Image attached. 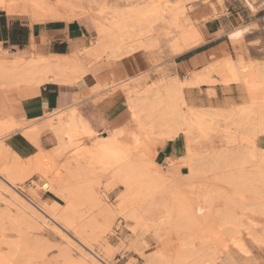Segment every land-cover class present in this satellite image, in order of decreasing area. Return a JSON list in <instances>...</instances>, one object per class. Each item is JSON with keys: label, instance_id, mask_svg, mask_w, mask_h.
<instances>
[{"label": "rangeland", "instance_id": "1", "mask_svg": "<svg viewBox=\"0 0 264 264\" xmlns=\"http://www.w3.org/2000/svg\"><path fill=\"white\" fill-rule=\"evenodd\" d=\"M150 1H155L156 8L159 10L158 13L149 12V14L141 15L140 11L147 8L146 5ZM224 2L231 5L232 11L240 7L243 9L252 8L253 10L264 8V0H35L28 5L19 3V0H9L17 13L11 14L5 11L10 18H19L33 26L49 20L79 21L88 31V45L71 53H66L65 59H71L74 62L76 82H68L67 85L60 87L65 91L67 89L74 91V88L78 90L84 75L90 74L94 77L95 85L86 88V91L82 94L73 92L74 105L84 100L85 97L91 96L96 97L94 100L96 104L110 98H116L122 104L128 105L130 102H136L137 98L142 101V99H146V96L152 102L153 93H151V97L147 91L161 85L164 86L167 83L166 81L173 78L174 60L177 54L172 45L179 37L181 27L184 26L183 23L188 28L191 26L197 28L201 33V40L204 41L202 27L206 23L213 24L219 19L222 13L216 7H219L220 4L224 6ZM166 7L171 10L165 12ZM5 11L0 12L6 13ZM114 12L122 14L118 22L120 25H124V27L122 25L123 28L121 27L120 31H116L115 36H110L112 42H117L115 49L113 48V50L110 46L109 49L102 51L100 54L89 52V46L92 47L94 42L96 43L99 40L98 35L104 36L98 30L99 26L109 27ZM262 22L264 23V20ZM251 28L264 30L260 24H255ZM245 31L247 33L250 29L247 28ZM245 31L237 36L234 29L229 34V39L234 44L251 38L245 37ZM110 40L106 39L105 42L109 43ZM34 44L32 47L25 49L27 52L30 51L29 56L32 58H50L52 54L49 55L43 49V39L41 37L36 38ZM261 49L264 53V47ZM7 50L1 52L8 59H13L23 53V51L16 50V54H13L11 53L12 50ZM118 91L122 92L123 96ZM24 94L25 90L18 89V86H15L12 80L0 77V142H9L13 139L11 138L12 135H16L15 133H19L18 135L21 137L22 128L24 130L34 129V146L38 145L41 132L55 136L54 132L48 128H41L45 121L39 124L35 120H19V105L21 99L26 98ZM137 95L138 97H136ZM126 96L128 98L129 96L132 97V101H128L129 99ZM134 97H136V100ZM49 115L47 114L44 118ZM146 118L143 124L145 127L143 125L142 127L138 119L133 116L132 119L136 123L137 129L134 130L123 125L121 126L123 129L121 136L124 141L130 143L132 135L138 134L139 147L136 158L140 161L139 166L147 171L144 182L149 188L144 192L149 195L148 198L151 201L152 208L150 211H146V208L144 209L145 205H143L142 210L143 213L145 210L144 214L147 217L145 222L137 223L133 219L125 218L122 213L128 211L131 203L129 198L125 197V186L122 183L115 185L113 189L111 188L107 192L106 197L104 196V200H107L106 202L120 213L119 218L112 225L113 229L107 231L105 235L91 237L89 234L91 230L86 232V234L88 233L89 243L93 246V251L102 257L104 256V258L106 257L110 264H146L147 260L144 254L153 253L160 245L159 240L154 236V229H159L157 217L160 212L165 210L166 205H173L180 215L187 218L190 213L199 214L203 208L205 209L203 206L207 204L206 208L209 209V216L194 224L196 227L192 225L191 228V225H187V228L183 227L179 228V231H174L171 227L163 226L164 238L160 242L163 243L164 248L166 247L167 251H176L184 246L189 248L193 245L205 249L206 245L204 244L208 243L209 250L214 251L216 249L213 252V256L216 258L214 264H264V174L258 173L257 169L253 167L256 158L253 160L251 158L242 159L245 162L240 163L239 160L241 159L239 157L229 158L226 156V151L229 148L236 149L240 145H245L244 154L252 156L255 153L254 145H262L261 141L258 142L259 137L262 135L251 134L247 128L235 127L232 123L236 119L235 116L232 120L215 122L212 125V134L208 138L196 136L188 141L184 136L187 146L180 158L189 164V173L181 175L175 166V162L168 164L166 169L157 152L158 147L170 138L161 129L157 128L158 126L153 128V125H151L150 127L151 123L147 120H151V118L149 116ZM14 120L18 122V126L14 125ZM29 125L35 127L30 128ZM106 134L98 135L102 137ZM85 141H88L87 138H85ZM52 146L53 149L49 150ZM56 146L57 141L55 138V141L46 144L45 149L39 152L41 154L39 159H37L36 149L28 155L12 148L10 150L12 155V158L10 155V161H16L15 163L20 164V167L24 169L23 173L21 170V173L24 175L25 172L28 175L23 181L18 180L21 182L16 187L18 193L26 197L28 195L27 187L33 184L37 186L36 189L40 195L55 197L62 209V207H66L68 202L55 192L44 190L40 186L43 182H48L51 174L56 175L63 163H66L67 154L63 153L64 156L60 153V155L57 152L58 150L56 151L58 147ZM188 148L191 149L192 154L184 156ZM32 157H35L33 161L31 160ZM69 170L73 173V182H66L67 185H64L66 186L65 190L68 185L69 190L71 185H74L71 187L76 188V185L79 186L87 182L88 179L83 177L79 165L70 164ZM62 173L60 175L63 177ZM64 175L66 178V174ZM15 176L18 177L19 175L16 174ZM17 177L16 179L20 176ZM18 181L16 180L17 183H19ZM2 182L0 180V183ZM138 183L140 182L138 181ZM103 186L104 183L99 187L103 188ZM99 187L98 190L102 191ZM164 189L170 194L165 195ZM0 195L3 196L0 197V199L2 198L0 209L9 207V210L15 211V203L11 200L8 204L11 198L7 195V192L5 194V191L1 190ZM138 200H141L140 197ZM3 201H7V203ZM79 211L83 212L80 213L81 215L84 214L86 206H82ZM227 211L233 213L230 216L232 222L228 220ZM222 212L226 213L227 217ZM85 217L81 216L82 222L79 219L81 225L87 221ZM24 221L21 219L18 223L19 227L17 226L20 230L12 234L20 239V246L22 247L18 251L20 255H17L20 259L14 260L13 264L15 262H17L16 264H47V262L49 264H63L64 255L62 250L70 247L73 248L69 249L70 252L75 254V256L73 254V257L78 259V250L82 248L81 245H65L64 239L55 232L56 224H51L55 228L53 226L49 228L41 227L39 230L38 226L33 225L31 222L29 224L28 221L25 224ZM237 221L241 223L243 221V227L240 223V226L237 227ZM21 222L23 225L20 224ZM245 223L248 226L244 225ZM249 225L251 226L249 227ZM33 226L37 227L38 230ZM233 231L239 232L234 234V239L242 241L249 249L248 258L245 261L238 258L229 248L221 246L224 242L221 241L223 240L221 238L223 236L228 237L227 235L232 234ZM64 236L66 238H76L75 240L78 241L74 229L68 230ZM68 240L71 241L69 238ZM109 246L111 251L108 253ZM21 258L25 260L23 261Z\"/></svg>", "mask_w": 264, "mask_h": 264}, {"label": "bare ground", "instance_id": "2", "mask_svg": "<svg viewBox=\"0 0 264 264\" xmlns=\"http://www.w3.org/2000/svg\"><path fill=\"white\" fill-rule=\"evenodd\" d=\"M32 1L35 0H19V3L28 5ZM12 6L13 5L9 3V0H0V9L6 10L9 13H15L16 9ZM146 7L147 8L140 11L141 15L149 14V12L158 13L159 11L156 8L155 1H150ZM170 10L169 7H166L165 12ZM120 15L122 14L119 12L113 13L109 27L99 26L98 30L104 36L101 37L98 35V37H100L99 40L96 41V43L94 42L92 47L89 46V52L100 54L102 51L109 49L110 46V48L115 49L117 42H112L110 36H115L116 31H120L124 27L123 24L122 27L118 22L121 17ZM183 25L179 37L172 45L176 54H180L184 52V50L198 46L203 42L201 40V33L197 28L192 26L188 28L184 23ZM106 39L110 40V42H105ZM1 51L6 50L0 49V77L12 80L15 86H18V89H24L25 92L27 90L32 94L34 89H38L41 85L50 82L61 85H67L68 82H76L74 74L76 68L73 60L65 59L67 54H52L50 55V58H32L28 55L30 51L27 52L23 50L21 55H17L13 59H8ZM215 62H217V64H212L210 62V65L212 64L210 67L216 68L217 71L219 70L220 72L228 70L233 74L232 80L240 79V81L247 86L249 97L247 100H244L241 105H236L233 108H231V106L230 109L222 107H219V109H207L203 107L202 109L193 108L185 101L184 93L182 91L185 84L188 82L187 79H181L179 76H174L166 81L167 83H165L164 86L161 85L153 90L147 91L148 94L150 93L149 95L153 93V97L152 95V98L150 97L153 100L152 102H150L146 96V99H142V101L137 98V103L134 101V103H128L132 115L134 118L136 117L138 119L141 126L144 124V120L147 119L146 117L149 116L152 120H147L151 123L150 127L151 125H153V128L158 126L157 128L161 129L168 138H175L180 134L185 136L188 141L196 136L200 138H208L212 134V125H214L215 122L218 123L219 120H232L235 116L236 119L232 122L235 127L239 126V128H247L251 134L254 133L259 136L264 135V69L259 68L258 72H251L249 69L250 64L245 65L251 62L245 63L243 61L245 64L240 66L242 68L238 71L236 64L232 60ZM192 73L193 72H191V75ZM118 93L123 96L122 92L118 91ZM127 96L126 98H128ZM24 97L27 96L24 95ZM136 97H138V95ZM136 97H134L135 100ZM128 99V101H130L132 97L129 96ZM123 101L126 103L125 100ZM44 121L45 123L41 128H48L50 131L54 132L53 134L55 135L58 146H56V151L58 150L57 152L59 154H67L68 156L66 155V158L64 157L65 160H67L66 163H63L61 169L58 170L59 173L57 172L54 176L51 174L50 177H53H49L48 182H43L40 186H42L44 190H50V192L53 193L55 192L57 195L61 196V198H64L68 204L61 209L59 202L54 197L50 199L40 195L37 192V186L33 184L27 187L28 197L22 196V194L18 193L16 187L21 183L18 180L23 181L28 175L25 174V172L24 175L22 174L24 169L20 167V164L15 163L16 161H10V150L12 148L17 149V147L14 146L13 141L9 140V142L4 143L1 140L0 180L3 182L0 183V189L2 191L4 190L5 194L7 192V195L10 196L11 199L8 204H10L12 200L15 203L16 208L14 207L15 211L9 210V207H2V209H0V264H13L14 260L20 259L17 255H20L18 251L19 249H22L20 246L21 242L20 239L12 234L13 232L20 230V228L18 230L17 226L19 227L18 223L21 219L23 221L26 219L29 224L31 222L33 225L38 226L39 230L41 227H52V223L54 225L56 224L57 228L54 226L53 228H55V232L64 239L63 241L66 242V244L64 243L65 245H81L83 250L82 248H79L78 250L77 247L79 257L76 256L78 259L73 257L74 253L72 254V252H70L73 248L70 247V250H62L64 255H62L64 257L63 264H110L106 257L104 258V256L102 257L93 251V246L90 245L87 238L88 233L86 234V232L91 230V233L89 231L90 236L95 237L97 235H105L107 231L113 229L112 225L118 220L120 213L115 210L111 204H108L106 202L107 200H104V196L106 197L107 192L120 183L125 186V197L129 198L131 203L128 211L122 213L124 217L133 219L137 221V223L146 221L147 217H145L144 214L145 210L150 211L152 204L150 203L151 201H149V195L144 192V190L146 191L147 188H149L144 182L147 171L139 166L140 161L136 158L139 147V142H137L138 134L132 135V141L128 143L122 139L121 134L123 129L119 127L118 129L115 128L110 130V132L101 137L98 135V132L90 126V123L80 115L79 111L74 106H69L65 109H54L49 116L44 118ZM13 123H15V126H18L17 121L14 120ZM143 126L145 127V125ZM28 127L34 128L35 126L29 125ZM22 130L23 133L21 136H24V138L33 145V139L35 138L34 129L24 130V128H22ZM85 138H87L88 141H85ZM244 147L245 145H240L236 149L229 148L226 151V156L229 158L239 157V159H241L239 160L240 163L245 162L242 159L251 158L253 160L256 158L253 167L257 169L258 173L264 174V147L262 145H254L253 149L255 148V153L252 156L244 154ZM191 154L192 151L188 148L186 155L184 156ZM39 155L41 154L38 153L37 159H39ZM34 158L32 157V159H30L33 161ZM37 159H35V161H37ZM168 160L169 165L174 162L171 159ZM73 163L79 165L83 177L88 180L86 183H82L79 186L76 185V188L71 187L74 186L71 185L69 190L68 185L65 190L66 186L64 185H67L65 183L73 182V173L69 170L70 164ZM43 171L45 172V170ZM54 171L52 172L54 173ZM62 172H65L64 174H66V178ZM61 173L63 174V177L60 175ZM16 174L20 177L18 176V178L15 176ZM77 174H79V172H77ZM21 175L25 177L23 178ZM16 177L18 179H16ZM16 180L19 183H17ZM138 181L140 183H138ZM103 183V188H100L99 186ZM98 187L102 191H99ZM163 192L165 195L170 194V192L165 189ZM0 197L3 196L0 195ZM139 197L141 200H138ZM5 203H7V201ZM143 205H145L144 209L146 208L144 213L142 210ZM82 206H86V212L84 211L85 213L81 215L80 213L83 212H80L79 210ZM203 207H205V209ZM203 207L199 214L190 213L187 218H185L176 211L177 209H175L173 205H166L164 207L165 210L160 212L157 217L159 229H154V236L159 240L160 245L153 253L144 254L147 260L146 264H214L216 258H214L215 256H213V252L216 249L214 251L209 250V245L207 247L208 243H203L206 245L205 249L191 245L189 248L184 246L176 251H167L166 247L164 248L163 243L160 242L164 238L162 232L163 226L171 227V229H174L175 231L179 228H185L187 225H191L192 228V225L206 219L205 217L209 216V209L206 208L207 204ZM210 212L212 214V209ZM230 212H226L229 216V219L227 218L229 222L231 221L230 216L233 214ZM226 213L223 214L226 216ZM85 215L87 216L85 217ZM81 216H84L87 219V221L83 219L85 221L83 225L79 223ZM234 220L236 219L234 218ZM238 220L240 221L239 217ZM26 221H24L25 224H27ZM239 221H237V227L243 223V221L242 223ZM80 222H82L81 219ZM20 224L23 225L22 222ZM156 225L157 224L155 223V226ZM244 225L248 226L246 223ZM241 226L243 227V224ZM250 226L251 225H249V227ZM230 227L232 228V226ZM35 229H37V227H35ZM72 229H74L78 241L75 240L76 238L72 239V237H68L71 239V241H69L68 238H66L67 235L64 236V234H67L68 230ZM189 232L190 230L187 233L189 234ZM235 233L239 232L233 231L232 234L227 235L228 237L223 236V238H221L223 240L221 241L224 242L221 246H223V248H229L238 256V258H242L243 261H245V259L248 258L247 255L249 254V249L246 248L242 241L234 239ZM90 236L89 238L91 239ZM109 251H111L110 246L107 252L109 253ZM21 259L23 261L25 260L23 258ZM16 263L17 262H15V264ZM47 264L49 263L47 262Z\"/></svg>", "mask_w": 264, "mask_h": 264}, {"label": "crops", "instance_id": "3", "mask_svg": "<svg viewBox=\"0 0 264 264\" xmlns=\"http://www.w3.org/2000/svg\"><path fill=\"white\" fill-rule=\"evenodd\" d=\"M216 8L222 14L213 24L206 23L202 27L204 41L198 46L177 54L174 60L173 75H177L181 79H187L188 82L182 91L185 101L193 108L219 109V107H222L230 109L231 106L233 108L236 105H241L249 97V90L240 79L232 80L233 74L228 70L220 72L216 68L210 67L212 64H217L215 61L232 60L238 71L242 68L240 66L246 62H251L245 64H250L249 69L251 72H258L259 68H264V53L261 49L264 47V30L251 28L255 24H260L264 28L262 22L264 20V8L253 10L252 8L243 9L240 7L232 11L231 5L226 2H224V6L220 4ZM0 11L5 10L1 9ZM7 14V12H0V47H2L0 49H10L13 54H16V50L22 52L32 47L38 37L43 39V49L49 55L71 53L88 45V31L77 20H49L33 26L19 18H10ZM247 28L250 31L246 33ZM234 29L237 36L245 31V37L251 38L233 44L229 39V34ZM191 72H193L192 75ZM106 77L108 78V76ZM94 85V77L85 74L78 90L74 88V91L71 89L65 91L60 87L65 85L54 82L41 85L38 89H34L32 94L26 90L24 95L27 97L21 99L19 105V120H35L36 123L40 124L47 114H51L52 110L74 106L99 135L108 133L115 128L118 129L123 125L134 130L137 129L136 123L132 119L131 109L127 104H122L116 98H110L96 104L94 102L96 97L91 96L85 97L84 100L74 105L73 92L82 94L86 91V88ZM15 134L11 137L14 146L17 147L19 152L28 155L31 148L33 151L36 149L39 153L42 149H45L46 144L55 141V136L41 132L38 140L39 146H34L24 136H21V138L18 135L19 133ZM260 141L264 146L263 135L259 137L258 142ZM186 146L187 141L180 134L175 138L166 139L158 147V155L166 169L169 164L168 159H171L175 162V166L181 175L189 173V164L180 158L184 154ZM52 149L53 146L49 148V150ZM47 197L53 198L51 196Z\"/></svg>", "mask_w": 264, "mask_h": 264}]
</instances>
